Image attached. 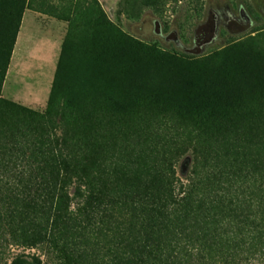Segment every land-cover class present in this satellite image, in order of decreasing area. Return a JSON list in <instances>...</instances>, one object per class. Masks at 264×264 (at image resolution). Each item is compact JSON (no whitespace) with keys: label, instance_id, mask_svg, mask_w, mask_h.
Instances as JSON below:
<instances>
[{"label":"trees","instance_id":"16d2710c","mask_svg":"<svg viewBox=\"0 0 264 264\" xmlns=\"http://www.w3.org/2000/svg\"><path fill=\"white\" fill-rule=\"evenodd\" d=\"M33 1L0 0V92ZM262 91L137 106L55 80L44 112L0 96V264H44L13 247L56 264H264Z\"/></svg>","mask_w":264,"mask_h":264},{"label":"rangeland","instance_id":"374dc122","mask_svg":"<svg viewBox=\"0 0 264 264\" xmlns=\"http://www.w3.org/2000/svg\"><path fill=\"white\" fill-rule=\"evenodd\" d=\"M129 1L34 0L25 6L1 98L44 112L55 80L75 98L137 106L153 100L198 105L262 96L264 0H167L163 7H143L130 17ZM213 22V41L198 49L200 28ZM28 36L32 45L25 48ZM187 158L176 165L182 181ZM11 252L56 264L38 248L13 247Z\"/></svg>","mask_w":264,"mask_h":264},{"label":"flooded vegetation","instance_id":"af4514ba","mask_svg":"<svg viewBox=\"0 0 264 264\" xmlns=\"http://www.w3.org/2000/svg\"><path fill=\"white\" fill-rule=\"evenodd\" d=\"M233 21H236L234 17H232ZM216 22V21H215ZM213 22L212 24L205 23L200 28V36L197 35L196 41L198 49H201L208 45L214 39V33L216 32V24Z\"/></svg>","mask_w":264,"mask_h":264},{"label":"crops","instance_id":"0c3cea01","mask_svg":"<svg viewBox=\"0 0 264 264\" xmlns=\"http://www.w3.org/2000/svg\"><path fill=\"white\" fill-rule=\"evenodd\" d=\"M32 38H31V36H28L26 39H24V43H23V46L25 47V48H28V47H31V45H32ZM18 45V44H17ZM38 46V44H33V48L35 49L36 47Z\"/></svg>","mask_w":264,"mask_h":264}]
</instances>
